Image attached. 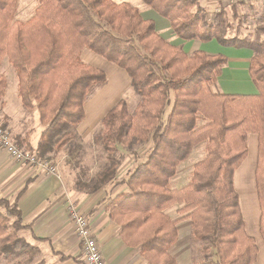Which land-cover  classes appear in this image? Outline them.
Returning <instances> with one entry per match:
<instances>
[{
    "label": "trees",
    "instance_id": "16d2710c",
    "mask_svg": "<svg viewBox=\"0 0 264 264\" xmlns=\"http://www.w3.org/2000/svg\"><path fill=\"white\" fill-rule=\"evenodd\" d=\"M17 1L0 0V63L7 58L22 108L36 112L42 126L32 149L37 158L49 159L74 142L85 103L107 82L104 71L81 60L82 50L88 49L124 70L138 97L133 110L119 100L103 117L95 138L109 163L94 175L98 186L126 187L106 206L109 219L121 228L124 245L139 246L148 264H177L169 252L177 240L175 225L189 219L191 238L199 241L193 264H254L258 249L246 233L233 177L246 157L248 135L256 134L254 176L264 242L262 42L232 35L225 8L207 19L200 0H141L167 19L181 40H215L223 47L253 51L248 73L258 93L224 94L212 88L227 62L225 56L184 53L127 2L36 0L34 14L19 21L14 19ZM5 87L0 77V98ZM200 143L205 144V156L191 168L188 183L170 188L178 165ZM120 147L134 163L125 176L115 178L117 159L123 155ZM175 205H180L176 213L183 217L172 219L166 213ZM29 229L15 203L0 198L1 264L32 262L38 249L18 236Z\"/></svg>",
    "mask_w": 264,
    "mask_h": 264
},
{
    "label": "crops",
    "instance_id": "0c3cea01",
    "mask_svg": "<svg viewBox=\"0 0 264 264\" xmlns=\"http://www.w3.org/2000/svg\"><path fill=\"white\" fill-rule=\"evenodd\" d=\"M116 1L114 0V2ZM202 1L205 4H202ZM209 1L200 0L199 3L203 8L219 4L216 8L217 11L221 5L224 6L223 8L226 10L227 17L231 20H233V13L235 11L241 19L242 31L245 34L243 36L262 42L261 52L264 53V1L254 0L238 5L231 4L228 0ZM120 2L125 1L121 0ZM29 3H33L32 0ZM29 3L26 0L17 1V6L21 8L20 12H22V19L20 21H26L33 15L28 17ZM127 3L137 8L144 19H150L154 24L161 23V32L155 28L159 35L174 46L181 47V49L184 47L183 52L186 54H191L194 51L220 54L222 50L223 52L226 51L227 54H221L225 57L227 56V62L220 76L217 78L215 89L218 92L240 95H256L258 93L248 73L249 64L253 56L251 49L223 47L215 40L206 43L198 40H181L172 32L169 21L149 9L141 0H128ZM80 58L83 62L99 69H101L99 65L106 67L112 64L88 49L82 50ZM114 66V71L122 78H126V83L127 79L130 83L126 72L116 65ZM0 77L6 82L4 93L0 98V123L4 122L15 143H21V148L33 152L32 149L39 142L42 126L38 121L36 112L27 111L22 108L15 72L6 57L0 63ZM107 85L108 80L102 88H105ZM101 89L93 95L96 97L92 96L91 98L93 99H88L84 105V119L80 123L82 129H79V132L89 137L94 135L95 129L98 126L97 121L99 120H95L96 125L92 126L93 121L92 118H88L87 111H91L92 108L91 115L93 116V113L99 110L103 111V107L108 106L106 112L103 113L105 116L119 101H110L109 95H105L102 92L103 89ZM99 91L102 92V97H97ZM103 115H101L100 121L103 119ZM100 126H102V121ZM257 141L256 134L248 135L247 154L234 172L233 185L239 196V205L246 233L254 238L256 243L258 237L261 242V246L256 244L258 252L254 264H264V242L259 234L260 209L257 201L254 176ZM251 154L254 159L253 172L249 171L248 167ZM46 160L50 161L52 165V156ZM178 172L179 168H177L176 175ZM67 180L68 178L62 176L59 172L50 174L39 166H29L16 162L6 151L0 149V198L9 201L10 204L15 203L21 213L23 224L30 225L29 230H20L18 236L24 238L26 242L38 249L36 255L42 257L43 263L83 264L80 239L67 214L68 205L73 204L88 219L105 264H148L140 256L139 246L127 247L124 245L120 237V226L112 222L108 217L107 203L114 199L117 194H120V192H126V187L124 185H117L123 187V190H120L116 194H113V192L108 194L106 185L95 190L82 191L71 188L72 186ZM115 186L113 185V188ZM178 187L182 186H175L174 189ZM24 188L25 190L21 193ZM179 207L180 205H175L167 209L166 212L169 217L172 219L183 217L176 213ZM190 226L191 222L189 219L179 220L175 225L177 240L170 246L169 252L176 259L177 264L180 261L183 262L182 264H186V258H189L193 264V254L198 250L195 247L197 245L193 244L191 240ZM61 256L66 258L62 259Z\"/></svg>",
    "mask_w": 264,
    "mask_h": 264
},
{
    "label": "rangeland",
    "instance_id": "374dc122",
    "mask_svg": "<svg viewBox=\"0 0 264 264\" xmlns=\"http://www.w3.org/2000/svg\"><path fill=\"white\" fill-rule=\"evenodd\" d=\"M26 1H28V3H29L30 0H26ZM120 1L121 0H117L116 2H120ZM122 1L128 2V0H122ZM211 1L212 0H210L209 2H211ZM18 2H19V0H18ZM32 2L33 3H29V5H28V10H29L28 17L31 16L32 14H34L35 8L38 5L37 1H35V0L34 1L32 0ZM202 4H205V2L202 1ZM218 5L219 4H215V5L207 6L204 8L207 19H212L213 15L216 14L220 9H222L224 7L221 5L219 7V10L217 11L216 8L218 7ZM20 9L21 8L19 6H16V10H15V14H14L15 20L20 21L22 19V12H20L21 11ZM226 15H227V13H226ZM24 17H25V15H24ZM227 18L231 24L230 33L232 35L237 33V34L241 35L242 37H247V36H243L245 34L242 31L241 19L238 15H237V18L236 19L233 18V20H231L229 17H227ZM22 21H24V20H22ZM155 28L158 29L157 31L161 32L162 24L161 23H155ZM248 38H250V37H248ZM211 48L214 49L212 46H211ZM183 49H184V47H182V50ZM206 49L209 50L207 47H206ZM217 53H219V52L217 51ZM220 54L225 55V54H227V52L226 51L223 52V50H222V53H220ZM109 65L110 66H106V67H104L103 65H99L100 68L105 72V74L107 76V80H108V85L105 88H102L103 90L101 89L102 92H104V94L107 96L109 95L110 101H112V102H116L117 100H125L128 103L129 109L133 110V108L135 107V105L138 102V97L133 93L131 86H130V83H129V80L127 79V83H126V80H125L126 78H124V77L122 78L119 74L116 73V71H114L115 66L113 64H109ZM100 91L98 92L99 94H97V97L98 96L102 97L103 94H101L102 92H100ZM212 91L216 92L217 89H215L213 87ZM96 93H97V91L94 94H96ZM93 97H96V96H93ZM91 99H93V98H91ZM111 104H113V103H111ZM107 108H108V106L103 107V111L99 110L95 113L92 112L94 114L93 115L94 117L91 115L92 108H91V111H89V110L87 111L88 118L89 119L92 118V121H93L92 126L96 125L95 120H99V121H97L98 126L96 127L94 135L92 137H89L86 134L83 135L81 132H79V129L80 130L82 129L80 124H79L75 128L76 139L74 140V142L69 143L66 147L59 150L55 155H52V165L55 166V168L57 170L56 172H59L62 174V176H65L68 178L67 181L72 186L71 188H74L76 190H82V191H90V190H95L99 187L104 186V185L98 186L99 183H97V181H95L94 175L96 173H99L109 163H107V161L105 159V154L102 151V147H101L100 143L96 142L95 138L100 135V132L102 130V126H100L102 119L100 121V117H101V115H103V113L106 112ZM169 110H170V106L167 107L166 113L164 114V118L168 115ZM149 146H150V144H147L145 147L140 148L138 151L141 154ZM119 150L121 151V153L123 155H122L121 159L120 158L117 159V161H120V163H119V166L117 167V172L115 174V177H118V178L125 176L126 173H128V171L131 170V167L133 166V163H134L133 162L134 160H133L131 154H127L121 147ZM204 156H205V144L200 143L192 149V152L190 153L188 158L178 165L179 172L175 176V178L170 181V183H169L170 188L174 189L175 186H184L185 184H187L189 179H190L191 168L194 166V164H196L198 161H200ZM253 161H254V159H253L252 154H251V156L249 158V166H248L249 171H251V172H253L252 171ZM113 185H115V184L110 183V184L106 185L107 186L106 191L108 194L111 192H113V194H116L120 190H123V187L116 185L117 187L115 186L113 188ZM108 191H110V192H108ZM191 240H192V238H191ZM192 242H193V244L197 245L195 247H197L199 249V241L192 240ZM260 243L261 242H260L259 237H258L256 244L257 245L259 244V246H261ZM198 251L199 250H197V252L193 254L194 260L199 256ZM39 261H42V257L35 255L30 264H36ZM182 263H183L182 261L179 262V264H182ZM186 264H192L191 261L189 260V258H186Z\"/></svg>",
    "mask_w": 264,
    "mask_h": 264
},
{
    "label": "built area",
    "instance_id": "2783aa9c",
    "mask_svg": "<svg viewBox=\"0 0 264 264\" xmlns=\"http://www.w3.org/2000/svg\"><path fill=\"white\" fill-rule=\"evenodd\" d=\"M254 0H228L229 3L238 5ZM258 1V0H255ZM264 1V0H259ZM0 149L16 162L39 166L50 174L56 172V168L46 159H38L34 152L19 147L11 138L8 130L0 123ZM68 217L80 239L83 264H105L101 250L93 236L91 225L86 216L81 213L73 204L68 205Z\"/></svg>",
    "mask_w": 264,
    "mask_h": 264
}]
</instances>
